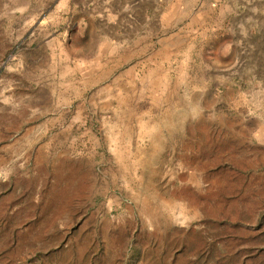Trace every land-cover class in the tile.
Returning a JSON list of instances; mask_svg holds the SVG:
<instances>
[{
    "label": "rangeland",
    "instance_id": "374dc122",
    "mask_svg": "<svg viewBox=\"0 0 264 264\" xmlns=\"http://www.w3.org/2000/svg\"><path fill=\"white\" fill-rule=\"evenodd\" d=\"M134 1L0 0V264H264V0L137 85Z\"/></svg>",
    "mask_w": 264,
    "mask_h": 264
},
{
    "label": "crops",
    "instance_id": "0c3cea01",
    "mask_svg": "<svg viewBox=\"0 0 264 264\" xmlns=\"http://www.w3.org/2000/svg\"><path fill=\"white\" fill-rule=\"evenodd\" d=\"M139 1L143 2L142 0L134 2L138 5ZM146 1L144 14H142V17H145L142 21L147 23L145 39L139 38L138 26L135 27L132 24L131 40L130 42L129 39L127 40L128 43L125 44L127 46H115L113 50H110V53L116 56V63L114 64L116 67L127 64L125 69L131 71V78L134 81L132 83L135 85L138 84L139 80L143 81L146 77L144 71L171 70L168 67L171 65L170 55L177 47L181 48L184 45L189 37L188 31H190L192 38L191 34L200 20L199 18L190 19V17L201 12L204 7L201 6L203 0H162L159 9L157 8L159 0ZM199 6H201V10ZM133 10L136 11L134 15L138 18V7ZM209 20L212 21V17ZM176 29L179 31L177 34H175ZM172 39L177 40V42H171ZM177 44L178 46H172ZM156 56H165V58L159 62ZM139 58L145 62L141 63ZM152 62L155 66L151 65ZM141 72L143 73L139 75Z\"/></svg>",
    "mask_w": 264,
    "mask_h": 264
}]
</instances>
